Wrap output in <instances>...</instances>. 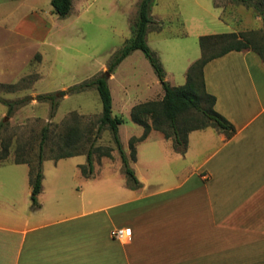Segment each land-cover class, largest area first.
I'll use <instances>...</instances> for the list:
<instances>
[{"label": "crops", "instance_id": "crops-1", "mask_svg": "<svg viewBox=\"0 0 264 264\" xmlns=\"http://www.w3.org/2000/svg\"><path fill=\"white\" fill-rule=\"evenodd\" d=\"M203 77L234 134L192 130L181 154L162 148L171 139L151 129L129 157L138 187L95 171L85 176L86 160L62 182L57 170H43L44 159L32 208L29 167L11 161L27 174L0 193V264H264V63L252 50L230 51L207 62ZM165 80L171 84L166 71ZM185 81L186 73L171 85ZM146 87L164 95L158 78ZM142 147L160 153L144 155ZM117 228L131 239L112 237Z\"/></svg>", "mask_w": 264, "mask_h": 264}, {"label": "rangeland", "instance_id": "rangeland-1", "mask_svg": "<svg viewBox=\"0 0 264 264\" xmlns=\"http://www.w3.org/2000/svg\"><path fill=\"white\" fill-rule=\"evenodd\" d=\"M251 1L264 8V0ZM139 2L72 0L70 14L60 18L50 0H0V164L7 162L0 165V193H9L11 183L17 187L27 174L25 164L11 161L36 166L43 132V170H57L62 174L59 181L70 180L85 154L56 163L49 159L66 152L86 153L98 126L101 100L94 88L74 92L71 87L102 74L108 78L113 116L126 120L120 125L121 142L128 158L132 155L128 138L142 128L130 120L128 106L163 96L146 89L157 76L142 51L129 54L113 73L107 68L131 36ZM150 15L153 21L145 39L171 84L180 83L187 64L200 57L199 36L252 32L260 39L264 34L261 16L231 0H154ZM60 91L64 94L58 96ZM47 94L50 97L38 98ZM93 144V171L99 178L127 181L110 131L102 130ZM161 147L174 149L169 141ZM153 150L142 147L140 153H160ZM106 152L110 156L103 155ZM136 169L140 173V167Z\"/></svg>", "mask_w": 264, "mask_h": 264}, {"label": "trees", "instance_id": "trees-1", "mask_svg": "<svg viewBox=\"0 0 264 264\" xmlns=\"http://www.w3.org/2000/svg\"><path fill=\"white\" fill-rule=\"evenodd\" d=\"M154 0H140L138 5L137 20L131 27V36L125 40L124 45L118 50L108 63L107 73H113L115 68L133 51L140 50L149 61L158 80L161 82L164 95L160 101H146L135 104L130 110L131 120L143 127V133L139 137H131L128 145L131 149L130 159L135 158L134 144L144 140L151 129L159 130L166 139H171L172 146L177 152L184 154L187 148V135L192 130L213 127L231 137L234 126L214 109L215 97L205 89L203 68L207 62L220 57L230 51L252 50L259 55L264 63V34L260 39L254 37L252 32H223L217 34H205L199 36L200 57L193 61L186 70V81L181 85H171L165 80L164 68L156 53L148 46L145 36L148 25L153 21L150 15L151 6ZM252 7L258 16L264 21V8L257 2L251 0H231ZM53 12L60 18L67 17L72 9V0H50ZM264 30V27H263ZM89 88L98 91L101 100V115L94 140L99 137L104 129L111 133L112 140L120 154L123 170L128 177L127 183L131 187L140 186L135 177L133 169L129 165V158L126 155L119 135V126L124 122L123 117L112 114V95L108 85L106 74L90 78L71 87L74 92H81ZM50 97L40 95L38 98ZM9 106L11 102L1 100ZM46 129V128H45ZM46 134L43 132L39 144L38 160L36 166L30 163L15 159V163H25L29 167V184L31 185V207L38 206L37 194L41 191L43 178L42 162L43 144ZM94 140L83 153L81 151L66 152L56 159L85 154L86 164L81 166L85 176L93 172V148ZM110 156L109 152L103 154Z\"/></svg>", "mask_w": 264, "mask_h": 264}, {"label": "built area", "instance_id": "built-area-1", "mask_svg": "<svg viewBox=\"0 0 264 264\" xmlns=\"http://www.w3.org/2000/svg\"><path fill=\"white\" fill-rule=\"evenodd\" d=\"M110 235L114 238H117L123 241H129L131 239V233L128 228L113 229L111 230Z\"/></svg>", "mask_w": 264, "mask_h": 264}, {"label": "water", "instance_id": "water-1", "mask_svg": "<svg viewBox=\"0 0 264 264\" xmlns=\"http://www.w3.org/2000/svg\"><path fill=\"white\" fill-rule=\"evenodd\" d=\"M63 94H64V91H60V92L57 93L58 96H61Z\"/></svg>", "mask_w": 264, "mask_h": 264}]
</instances>
